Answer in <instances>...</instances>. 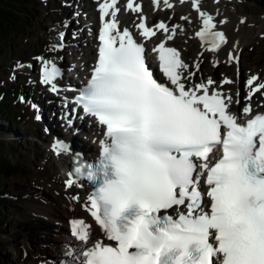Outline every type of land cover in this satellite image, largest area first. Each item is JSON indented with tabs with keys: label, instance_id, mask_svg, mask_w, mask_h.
<instances>
[{
	"label": "snow or ice",
	"instance_id": "6c2138e0",
	"mask_svg": "<svg viewBox=\"0 0 264 264\" xmlns=\"http://www.w3.org/2000/svg\"><path fill=\"white\" fill-rule=\"evenodd\" d=\"M118 2L99 3L97 62L75 97L104 128L100 153L94 162L77 156L65 181L67 188L81 177L92 183L84 206L104 236L95 238L91 225L73 219L71 235L82 247L70 248V264H264V113L253 115L251 104L232 112V97L210 92V78L186 86L194 73L186 77L189 65L166 46L176 28L164 22L149 26L141 16L137 28L143 38L168 34L152 49L162 82L144 44L121 30ZM155 3L159 7L161 0ZM163 4L173 7L169 0ZM125 7L142 12L135 0ZM192 7L202 18L196 36L219 50L225 33L215 30L201 0H192ZM37 59L42 82L58 92L62 70ZM257 81H247L249 99L264 89ZM52 148L58 155L70 152L59 140Z\"/></svg>",
	"mask_w": 264,
	"mask_h": 264
},
{
	"label": "rangeland",
	"instance_id": "374dc122",
	"mask_svg": "<svg viewBox=\"0 0 264 264\" xmlns=\"http://www.w3.org/2000/svg\"><path fill=\"white\" fill-rule=\"evenodd\" d=\"M90 1L92 0H32L23 31L15 35L0 55V83L3 88L13 86L14 89L4 106L10 114L21 116L11 124L7 115H0V155L18 167L17 174L3 179L2 189L7 191V202L4 204L5 217L0 221V264H55L54 261L56 264L62 261L70 264L71 258L67 256L70 247L65 246L59 239L67 238L69 227L60 225L65 231L52 232L50 237H53L57 245L50 252H44L40 249L42 245H39V231L28 216L34 213L29 204L41 202L43 199L48 201L41 194L48 183H35L47 175L38 165V158L42 155L40 151L43 149L44 131H49V136L58 133L61 137L75 136L82 145L92 144L93 141L91 142V135L84 126L75 130L69 128L71 126L67 120L60 123L61 110L57 106L56 98H52L54 92L50 86H44L38 79L42 61L37 58L43 57L50 61L52 59L60 65L64 63V59H68L81 69L85 68L88 62L86 60L92 54L90 47H94L90 35L91 24L94 23L96 15L91 16L90 20H82L92 15L91 11L95 8L96 2L92 4ZM147 3L150 5L149 10L159 13L158 16L163 19L171 20L170 25L178 29V34L174 37L175 45L185 50L182 52L183 56L184 53L188 56L185 58L188 62L186 64L195 73V77L214 76L217 82L234 77V82L226 84L225 87L239 95L235 99L244 107L243 102L248 99L251 87L247 81L256 76L258 81L255 83H264V0H201V10L212 15L217 24L215 30H222L227 37L226 45L216 51L205 47L209 43H201L196 36V32L202 27V18L192 7V0H169L173 5L171 8L162 4L163 1L159 7L155 0H147ZM86 5L91 6L88 9L91 11L83 10ZM69 7L72 8L68 9ZM191 8L194 13L190 18L187 11ZM184 17L188 19L185 20ZM81 32L85 33V37L80 35ZM61 33L64 34L63 40L69 35L73 37L74 43L68 38L60 40ZM75 37L78 39L75 40ZM68 50L83 57V61L79 58L74 60ZM67 67L68 65L64 69ZM68 75L67 72L59 78L61 88L64 86L62 83L69 82ZM72 75L71 77H76L74 73ZM254 97L257 98L259 109H264V89L255 93ZM39 103L44 104L46 110ZM63 103L64 101L59 102V105ZM49 104L57 107V113ZM24 109L25 112L22 111ZM49 121L56 124L51 126ZM66 127L70 129L69 132ZM35 142L39 143V147L34 145ZM38 220L41 223L51 222L43 214L38 216ZM59 221L62 224V220ZM58 257L60 258L56 260Z\"/></svg>",
	"mask_w": 264,
	"mask_h": 264
},
{
	"label": "bare ground",
	"instance_id": "6f19581e",
	"mask_svg": "<svg viewBox=\"0 0 264 264\" xmlns=\"http://www.w3.org/2000/svg\"><path fill=\"white\" fill-rule=\"evenodd\" d=\"M94 1L95 0H92L90 2L93 4ZM121 1H124V0H119V2H118L117 6L120 7L121 11L117 14V19L119 21L120 26H124V25L127 26L128 19L130 21H133L134 18H132L131 16H136V15H138V13L134 12V11H131V10H127L126 7H125L126 6V2L121 4L120 3ZM162 1L163 0H161V3H162ZM100 2H102V0H97L96 4H98ZM137 3L141 4L142 9H143L141 14L144 15L146 20L148 19V20H150V22H153L155 20V18L158 16L159 13L155 14L154 11L149 10V6L150 5L147 3V0H138ZM92 4H91V6H92ZM91 6L90 5H86L83 10L91 11V10H88V9L91 8ZM66 7H67V4H66ZM71 8L72 7H69L68 9H71ZM92 8H93V6H92ZM203 8H204V6H203ZM93 10H94V8L91 11L92 15H95L96 11L95 10L93 11ZM149 12H151V13H149ZM187 13L190 14L189 16L191 18V14H193L194 11L191 8V9H189L187 11ZM76 14L79 15L78 12ZM92 15H88L86 18H83L82 20H84V21L88 20ZM174 17H175V13H174V15L172 17L173 20L175 19ZM175 22H177V21H175ZM177 23H180V22L178 21ZM217 31H222V30H218L217 29ZM177 34H178V29H176L175 36ZM80 35L85 37V33L84 32H81ZM167 35L168 34H166V36ZM166 36L163 35V38H166ZM225 36H226V34H225ZM57 38H60V37H57ZM66 38L70 39L71 42L74 43V41L72 39L73 37L71 38V36L67 35L64 40H66ZM74 39L77 40L78 37H75ZM208 39L210 40V38H208ZM226 39H227V37H226ZM60 40L64 41L63 38H60ZM174 41H175V39L173 38L172 42H174ZM199 41L201 43H205L200 38H199ZM66 42H68V41H66ZM226 43L223 44L222 46L226 45ZM208 45H210V43L206 44L205 47H207ZM183 50H182V52H183ZM91 52H93V50H91ZM68 53L73 57L74 60H77L79 58L77 56V54H75V52H71L70 50H68ZM184 57L187 58L188 56H186L185 53H184ZM45 60H47V59H45ZM51 61H52V59H51ZM86 61H88V60H86ZM54 62L62 70V72L63 71L65 72L64 68L67 65L68 66H72V68H75L76 69L75 71H79V68L77 67V65L73 64V62L71 60H68V59L65 60L64 59V63L62 65H60L56 61H54ZM87 66H89V63H88ZM41 68H42V66H40V68H39L38 79L42 81ZM85 71H86V69L82 70V73H81L82 76L85 74ZM65 75H66V73H62V76H65ZM209 78H211V77L207 76L206 79H209ZM229 78L232 79L234 77L230 76ZM70 79H71V77H70ZM233 82L234 81L232 80V83ZM56 83L58 84V87H60L61 84H59V79L56 81ZM74 84H76V82L71 80L69 85H74ZM43 85L44 86H49V85H46L44 83H43ZM64 85L66 86V83H64ZM220 88H224L223 91H225L226 95L231 94V93H228L227 89H225L227 87L220 86ZM53 97L60 98V99L63 100V98L66 97V96L63 95V94H56L54 92L53 93ZM232 100H233V98H232ZM252 103L253 104L256 103V100H254L253 97L251 99V102H248V104L252 105ZM39 104L42 105L43 110H46L47 107L44 104H42V103H39ZM49 105L51 106L52 104H49ZM53 108H54L53 111L57 113V107L53 106ZM232 110L234 112L240 113L239 112V107L237 105L232 104ZM60 123H65L63 117L60 119ZM49 124L52 126V125L56 124V122H52L51 121ZM88 126H89L88 129H89L90 135H91L90 136V140L92 142L93 141L92 139H94V136H99L100 133L102 132V129L99 127V125H97L96 121L94 122L93 120H91V124H89ZM48 128L51 129L50 130L51 134H53L52 128L50 126ZM66 129H67L66 130L67 132L70 131L69 128L66 127ZM44 134H45V137H44V139H42L43 149H42V151H40V153L42 155H41L40 158H38V160H39L38 165H39L41 170L47 172V175L44 178H39L38 180H36L35 183L36 184H40V185H44L45 182L48 183L47 187L45 186V190L41 191V194L43 195V197L45 199H47L48 201H43L44 200L43 199V200H41V202L40 201L38 203H33L32 202L31 204H29L32 207L31 209H33L32 211H34V213L31 211L33 214L28 215V216H29V218H32L33 224L37 227V230L39 231L38 237L40 238L39 241L41 242L39 245H40V247L42 245V247L40 249H43L44 252L48 253V252H50L51 248L56 247V245H57L56 241L53 239V237H50L52 232H58L60 230L65 231V229H62V226H60V225H65V227L66 226H70L71 225L70 222L73 219H76V218L84 219L89 225H91L93 233H94L93 228H96L97 231L99 233H101V234H103V232H102L100 226L95 222L94 218L91 217L90 213L86 210V208L84 206L85 202L87 200V197H88V195L91 192L92 186L91 185H87L84 181L79 180L76 185H74L71 188H67L66 185H65V181L68 179V177H67L68 175L64 174V172L62 174V171L65 170L64 166H69V164H70L69 155H70V153H72L71 151H72L73 148L87 149L88 152L96 154L95 149H96V146H97L98 142L97 143L95 142L96 143L95 146L93 145V143L91 145L89 143H88L89 145H82L83 143H80L78 138L75 137V136L71 137V136L68 135V136H65V137H61V136H59V133L58 134H54L56 137L55 136H49V131H44ZM86 139H87V137H86ZM57 140L63 141L65 144H67L70 147V152L61 153L59 155L56 154V152L52 148V145ZM72 143H74V144H72ZM34 145L36 147H39V143H37V142H35ZM57 172H59V174H57ZM76 196H79V200L73 199V197H76ZM27 209H29V208H27ZM42 214L48 219V221H51V222H42V223H41V221L39 222L38 216L40 217ZM59 220H62V224L60 223ZM70 228H71V226H70ZM59 239L68 248L69 247L70 248H74L75 246L80 245L79 241L75 240L73 238V236H70L69 234H68L67 238L63 237V238H59ZM80 247H82V245H80ZM67 263L65 261H62L60 264H67ZM42 264H46V263H42Z\"/></svg>",
	"mask_w": 264,
	"mask_h": 264
},
{
	"label": "trees",
	"instance_id": "16d2710c",
	"mask_svg": "<svg viewBox=\"0 0 264 264\" xmlns=\"http://www.w3.org/2000/svg\"><path fill=\"white\" fill-rule=\"evenodd\" d=\"M32 0H0V55L14 39L15 35L22 32L27 23L29 9L32 7ZM13 87L3 88L0 83V115H7L11 124L18 120L20 115H12L6 110L7 99L12 96ZM18 167L12 165L0 155V221L4 219V204L7 202L3 188V179L18 173Z\"/></svg>",
	"mask_w": 264,
	"mask_h": 264
}]
</instances>
